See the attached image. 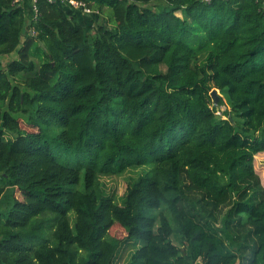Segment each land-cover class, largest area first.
Returning <instances> with one entry per match:
<instances>
[{"label":"trees","instance_id":"trees-1","mask_svg":"<svg viewBox=\"0 0 264 264\" xmlns=\"http://www.w3.org/2000/svg\"><path fill=\"white\" fill-rule=\"evenodd\" d=\"M76 1L0 0V264H264L262 0Z\"/></svg>","mask_w":264,"mask_h":264},{"label":"rangeland","instance_id":"rangeland-1","mask_svg":"<svg viewBox=\"0 0 264 264\" xmlns=\"http://www.w3.org/2000/svg\"><path fill=\"white\" fill-rule=\"evenodd\" d=\"M109 16H110V12L105 10L102 14H100L98 22L101 23L102 25H106L108 22ZM85 19H89V18L86 17ZM17 57L21 59L23 62H27L28 60H30V57H27L21 53L20 54L12 53L10 55L0 57V61L2 65L5 66L9 61H12L13 59H16ZM218 103L219 101L217 102V104ZM217 104H215L214 106H216ZM229 111L230 109L226 105H221L216 108L215 115L217 117H222L225 119L227 118ZM19 128L20 130L26 131V132H31L34 130L33 127L27 125L22 120H19ZM236 160H238V157L234 154H231L226 164L223 165V167H226L230 163H235ZM252 166H253L255 173L259 176L262 186L264 187V152L253 155ZM144 170L145 169L137 168V169L127 170L124 173L120 175H116V176H113V175L112 176H102L100 177V184L102 188L104 189V191L107 194L113 195L116 199V202L119 203L120 202L119 198L124 195L127 189V186L132 181H134L139 175H141ZM14 199L19 200V201H26L27 198L22 192L16 190L14 193ZM108 236L122 240L126 237V232L118 223H114V225L108 231ZM18 243L19 242L17 240L11 241V245L13 246ZM132 252H133V248L124 247L120 251L115 264H127Z\"/></svg>","mask_w":264,"mask_h":264},{"label":"built area","instance_id":"built-area-1","mask_svg":"<svg viewBox=\"0 0 264 264\" xmlns=\"http://www.w3.org/2000/svg\"><path fill=\"white\" fill-rule=\"evenodd\" d=\"M48 3L51 4H58L64 7H68L69 9L72 10H78L82 13V15L87 16V15H91L93 12L87 7L86 4L76 1V0H46ZM208 1V0H206ZM263 4H264V0H262ZM35 3L36 0H32V4H33V12H34V17H36V7H35Z\"/></svg>","mask_w":264,"mask_h":264},{"label":"crops","instance_id":"crops-1","mask_svg":"<svg viewBox=\"0 0 264 264\" xmlns=\"http://www.w3.org/2000/svg\"><path fill=\"white\" fill-rule=\"evenodd\" d=\"M22 5H23V7H25L27 13L29 15H32L31 14V9H32V3H31V1L30 0H22Z\"/></svg>","mask_w":264,"mask_h":264},{"label":"water","instance_id":"water-1","mask_svg":"<svg viewBox=\"0 0 264 264\" xmlns=\"http://www.w3.org/2000/svg\"><path fill=\"white\" fill-rule=\"evenodd\" d=\"M210 96L212 97V100H213L214 105L217 104V102H218V100H219V97H218V95H217L216 90H212V91L210 92Z\"/></svg>","mask_w":264,"mask_h":264}]
</instances>
